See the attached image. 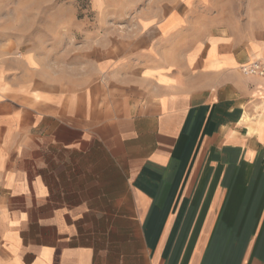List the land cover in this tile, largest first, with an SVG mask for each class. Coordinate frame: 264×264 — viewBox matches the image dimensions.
I'll return each instance as SVG.
<instances>
[{"label": "crops", "instance_id": "obj_1", "mask_svg": "<svg viewBox=\"0 0 264 264\" xmlns=\"http://www.w3.org/2000/svg\"><path fill=\"white\" fill-rule=\"evenodd\" d=\"M131 1L0 40V264H264V0Z\"/></svg>", "mask_w": 264, "mask_h": 264}, {"label": "rangeland", "instance_id": "obj_2", "mask_svg": "<svg viewBox=\"0 0 264 264\" xmlns=\"http://www.w3.org/2000/svg\"><path fill=\"white\" fill-rule=\"evenodd\" d=\"M144 4L146 1L139 2ZM131 5V0H0V40L9 38L14 44L74 43L98 29L128 26L132 17L121 13Z\"/></svg>", "mask_w": 264, "mask_h": 264}, {"label": "built area", "instance_id": "obj_3", "mask_svg": "<svg viewBox=\"0 0 264 264\" xmlns=\"http://www.w3.org/2000/svg\"><path fill=\"white\" fill-rule=\"evenodd\" d=\"M245 74H256L264 77V59H253L241 65Z\"/></svg>", "mask_w": 264, "mask_h": 264}]
</instances>
